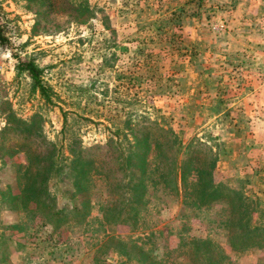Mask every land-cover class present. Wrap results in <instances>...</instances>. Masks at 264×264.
Returning a JSON list of instances; mask_svg holds the SVG:
<instances>
[{
    "label": "rangeland",
    "instance_id": "obj_1",
    "mask_svg": "<svg viewBox=\"0 0 264 264\" xmlns=\"http://www.w3.org/2000/svg\"><path fill=\"white\" fill-rule=\"evenodd\" d=\"M47 1L0 0V264H264V0Z\"/></svg>",
    "mask_w": 264,
    "mask_h": 264
},
{
    "label": "trees",
    "instance_id": "obj_2",
    "mask_svg": "<svg viewBox=\"0 0 264 264\" xmlns=\"http://www.w3.org/2000/svg\"><path fill=\"white\" fill-rule=\"evenodd\" d=\"M47 2L51 3V0H48ZM2 25H0V45H5L7 43V38L3 35L2 33ZM13 57L16 60V63L14 64V68L16 72L21 73L25 72V74L28 76L30 79L31 85L33 88L37 89L39 95L43 97L44 99H48V87L44 83L42 79V69L38 67L32 59H22L16 53H12ZM143 146V149L138 150L136 152L137 155H139V158H137V165H131V169H142L144 163H143V158L146 153L147 148L145 147V142L141 144ZM85 150H81L80 152L76 151L75 153L78 154L70 159V164L69 168L70 171L73 173V180L75 181V184H78V187H82V180L84 177L85 170L87 168V165L89 161L87 159H83L82 157L80 158L79 153H83ZM133 155V152L130 153L129 158ZM135 156V154L133 155ZM128 157V156H127ZM40 164V163H39ZM51 170V164H48L47 166H42L39 169V172L49 174ZM141 172V170H139ZM142 173V172H141ZM39 184H42L41 179L39 181ZM37 184V183H36ZM46 184V182L44 183ZM32 189H35L33 187ZM23 192V191H22ZM24 195V194H23ZM139 197V196H138ZM38 200L37 196L35 197V194L33 197H30L31 199ZM73 208H76L73 206ZM58 211V210H57ZM57 211H53L52 214L57 213Z\"/></svg>",
    "mask_w": 264,
    "mask_h": 264
}]
</instances>
